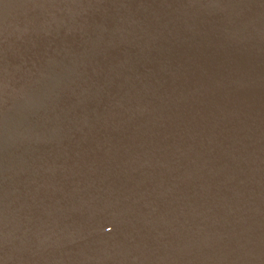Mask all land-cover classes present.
<instances>
[{
  "label": "water",
  "instance_id": "obj_1",
  "mask_svg": "<svg viewBox=\"0 0 264 264\" xmlns=\"http://www.w3.org/2000/svg\"><path fill=\"white\" fill-rule=\"evenodd\" d=\"M0 264H264V0H0Z\"/></svg>",
  "mask_w": 264,
  "mask_h": 264
}]
</instances>
